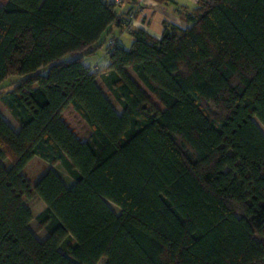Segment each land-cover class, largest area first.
I'll return each mask as SVG.
<instances>
[{
	"label": "trees",
	"instance_id": "obj_1",
	"mask_svg": "<svg viewBox=\"0 0 264 264\" xmlns=\"http://www.w3.org/2000/svg\"><path fill=\"white\" fill-rule=\"evenodd\" d=\"M118 3L0 0V264H264V0H198L160 36Z\"/></svg>",
	"mask_w": 264,
	"mask_h": 264
},
{
	"label": "crops",
	"instance_id": "obj_2",
	"mask_svg": "<svg viewBox=\"0 0 264 264\" xmlns=\"http://www.w3.org/2000/svg\"><path fill=\"white\" fill-rule=\"evenodd\" d=\"M197 2L198 0H120L117 7L122 19L126 20L131 28H141L154 36H160L164 20L181 26L188 25L178 8L193 9ZM108 32L104 36L106 41L114 37L124 46H129L131 34L125 22L121 25H111ZM104 47L105 44L95 54L83 58L84 64L91 70L100 71L107 66L108 62L103 53Z\"/></svg>",
	"mask_w": 264,
	"mask_h": 264
},
{
	"label": "rangeland",
	"instance_id": "obj_3",
	"mask_svg": "<svg viewBox=\"0 0 264 264\" xmlns=\"http://www.w3.org/2000/svg\"><path fill=\"white\" fill-rule=\"evenodd\" d=\"M19 79L17 76H9L7 79H5L1 84L0 87L2 89H10L12 88L16 81ZM99 85L102 87L103 91L106 93V95L109 97L111 100L112 104L115 106V108L120 112L121 108L117 101L113 98V96L108 92V90L105 88L103 83L98 79ZM0 112L4 119L14 128L17 129V124L14 118L11 116L9 111L1 104L0 102ZM257 121V120H256ZM258 122V121H257ZM260 128L264 131L263 126L258 122ZM50 167V164L45 162L44 160L38 158V157H33L31 161L26 165V167L23 170L24 175L28 179L31 185L35 183V181L40 177V175ZM54 169L61 175V177L64 179L65 182H70L72 181V178L68 175V173L65 171V169L60 165V164H55L53 165ZM24 204L26 207L29 209L31 212L33 218L30 222V228L32 231L36 234L38 238H43L45 237L46 233L44 232L43 229H41L35 220V216L42 211L45 208L44 202L39 198V196L35 193L32 192L30 197L25 198ZM109 205L111 208L116 212L119 213V208L114 205L113 203L109 202ZM98 264H103V259L99 261Z\"/></svg>",
	"mask_w": 264,
	"mask_h": 264
},
{
	"label": "built area",
	"instance_id": "obj_4",
	"mask_svg": "<svg viewBox=\"0 0 264 264\" xmlns=\"http://www.w3.org/2000/svg\"><path fill=\"white\" fill-rule=\"evenodd\" d=\"M138 1H144V0H138ZM116 2H120V0H116ZM117 39V38H116ZM115 38H109L108 39V42L111 44V43H114V41L116 40Z\"/></svg>",
	"mask_w": 264,
	"mask_h": 264
},
{
	"label": "water",
	"instance_id": "obj_5",
	"mask_svg": "<svg viewBox=\"0 0 264 264\" xmlns=\"http://www.w3.org/2000/svg\"><path fill=\"white\" fill-rule=\"evenodd\" d=\"M256 123L258 124V122L256 121ZM259 125V124H258ZM260 127V126H259Z\"/></svg>",
	"mask_w": 264,
	"mask_h": 264
}]
</instances>
